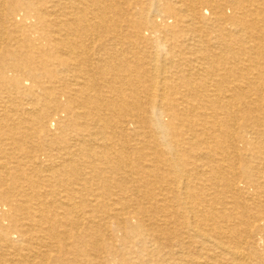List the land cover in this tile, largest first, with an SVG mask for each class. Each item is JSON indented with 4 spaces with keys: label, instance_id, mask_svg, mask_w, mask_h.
I'll use <instances>...</instances> for the list:
<instances>
[{
    "label": "bare ground",
    "instance_id": "1",
    "mask_svg": "<svg viewBox=\"0 0 264 264\" xmlns=\"http://www.w3.org/2000/svg\"><path fill=\"white\" fill-rule=\"evenodd\" d=\"M0 264H264V0H0Z\"/></svg>",
    "mask_w": 264,
    "mask_h": 264
},
{
    "label": "rangeland",
    "instance_id": "2",
    "mask_svg": "<svg viewBox=\"0 0 264 264\" xmlns=\"http://www.w3.org/2000/svg\"><path fill=\"white\" fill-rule=\"evenodd\" d=\"M54 121H52V123H53ZM53 125V124H52Z\"/></svg>",
    "mask_w": 264,
    "mask_h": 264
}]
</instances>
